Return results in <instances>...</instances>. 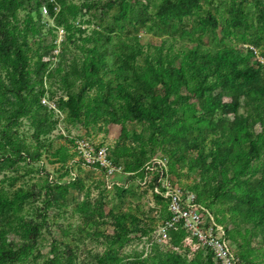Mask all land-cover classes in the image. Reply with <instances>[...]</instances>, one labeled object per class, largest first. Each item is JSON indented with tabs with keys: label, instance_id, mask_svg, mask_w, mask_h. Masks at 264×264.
I'll return each mask as SVG.
<instances>
[{
	"label": "rangeland",
	"instance_id": "rangeland-1",
	"mask_svg": "<svg viewBox=\"0 0 264 264\" xmlns=\"http://www.w3.org/2000/svg\"><path fill=\"white\" fill-rule=\"evenodd\" d=\"M53 1L49 16L36 0H0L2 25L28 40L30 63L41 58L46 64L36 110L51 126L34 138L28 119L10 129L0 120V245L20 247L17 226L38 225L25 251L3 264H49L53 254L60 257L54 264H154L166 253L154 236L165 204L149 193L160 178L209 207L244 264H264V191L252 201L260 213L230 196L241 198L264 173V0H198L186 15L169 20V29L154 18L152 30L134 20L144 0ZM235 10L240 15L230 18ZM98 33L108 37L105 48L114 56L135 54L132 72L95 59V71L82 70L66 89L64 66L74 60L80 70L87 50L103 45ZM230 65L251 69L248 81L262 94L240 95L235 112L223 114L210 106L217 95L229 101L222 75ZM6 75L0 64V78ZM157 75L175 101L162 129L161 119L153 126L147 117V104L163 95ZM133 78L148 88L145 108L132 107L139 85ZM79 88L75 108L55 106L57 97ZM193 138L196 145L188 147ZM98 146L110 172L91 158ZM216 146L226 152L223 165L212 159ZM215 185L229 197L212 198Z\"/></svg>",
	"mask_w": 264,
	"mask_h": 264
},
{
	"label": "trees",
	"instance_id": "trees-1",
	"mask_svg": "<svg viewBox=\"0 0 264 264\" xmlns=\"http://www.w3.org/2000/svg\"><path fill=\"white\" fill-rule=\"evenodd\" d=\"M55 1L62 4V0ZM138 1L139 0H135V2ZM197 1L198 0H159L157 3H154L153 0H144L140 10H137L138 13L134 17V20L139 26H145L147 29L152 30V23H154V18H156L161 26L165 28L168 27L169 29L171 27V25H169V20L178 19L186 15L197 5ZM41 5L45 7L46 13L49 16L52 15L56 9L53 0H36V7H40ZM147 6H150L153 11L148 13V11H146ZM80 9L83 10L88 8L81 6ZM237 15H240L239 10L233 11L229 17L235 18ZM146 22H149V24H146ZM208 24L211 27L216 25L215 18L209 14ZM96 39H98V43L103 45L95 46L87 50V54L82 58L80 70L76 69L74 60L64 66L61 82L65 83L66 89L70 88L75 80L82 77V70L86 72V75L95 71L93 66L95 59H104L106 66L109 65L106 60H111V65L118 63L117 65L123 66L127 73L132 72V61L135 55L133 52L132 54L121 55V57L114 56V54L108 52L105 48V43L108 41L106 35L98 33ZM27 41L28 40L22 35L9 33L6 26L2 25L0 20V56L2 57H0V64L7 71L5 79L3 80L0 78V120L10 129L18 119L26 118L32 128L34 138H37L39 135L46 134L51 129V126L44 121L45 116L40 115L36 110L39 105V97L43 93L42 75L45 72L46 64L41 58H37L32 63L29 62V58L25 51L28 46ZM201 59L203 60V58ZM145 69L149 71L152 70L149 63H146ZM175 75L178 79L182 78L180 73H178V75L176 73ZM157 77H159V75H157ZM252 77L253 73L251 69L230 65L229 69L223 72L222 75V86L230 87L231 90L229 101H221L219 95H217L214 97L210 108H218L223 114L232 113L236 110L240 95L243 94L252 99L261 98L262 91L259 87L248 81ZM159 78L163 95L152 98V101L147 104L149 108H152L150 112H148L147 117L149 121L152 122L153 126L156 120L161 119L160 122L162 125L158 127L162 129L165 127L164 124L167 125L169 123L171 104L175 103V101L169 98L170 86H168L167 82H163L161 77ZM134 81L139 82V85L134 88V96L129 95L132 100V107L145 108V99L148 98V88L140 82V79L134 80L133 78V82ZM81 94L82 90L80 88L76 91H65L64 96L57 97L55 106L57 108H75L81 99ZM176 99H178V97ZM188 145V147L195 146V139L193 138L189 141ZM255 147L256 145L254 142L249 144L251 154L255 153ZM6 159H3V166L9 163ZM212 159L218 160V162L223 165L227 162L226 152L221 151L220 148L216 146L213 150ZM209 191L212 198L215 199H227L229 197L218 185L212 186ZM263 191L264 173L253 186H246V190L241 198H237L233 195L230 196L232 198L234 197L235 202L242 204L245 208L251 209V211L257 210L260 213L262 212L261 209L257 205L253 206L252 201L256 199V196H254L255 193H261ZM16 229V235L21 240V246L13 248L9 243L0 245V264L15 259L20 252L25 251L28 244L36 237L38 225L28 222L17 226ZM59 259L60 257L58 258L56 254H53V258L49 259V264H54L58 262ZM199 259H204V264H212L208 254L202 257L199 253L190 261H185L175 254H159L155 256L156 262L154 264H203ZM143 263L144 261L142 262V260H139V264ZM130 264H134V262Z\"/></svg>",
	"mask_w": 264,
	"mask_h": 264
},
{
	"label": "built area",
	"instance_id": "built-area-1",
	"mask_svg": "<svg viewBox=\"0 0 264 264\" xmlns=\"http://www.w3.org/2000/svg\"><path fill=\"white\" fill-rule=\"evenodd\" d=\"M42 12L46 13L45 7ZM91 158L100 166L107 167V172L111 171L103 147L93 148ZM149 193L165 204L166 217L154 235L159 249L178 255L185 261L192 260L199 253L208 254L212 264H244L231 249L225 226L193 193L171 188L161 178L151 184ZM144 251L150 252L148 244H145Z\"/></svg>",
	"mask_w": 264,
	"mask_h": 264
}]
</instances>
